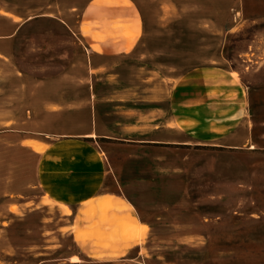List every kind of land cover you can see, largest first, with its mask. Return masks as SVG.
I'll return each instance as SVG.
<instances>
[{"label":"rangeland","instance_id":"1","mask_svg":"<svg viewBox=\"0 0 264 264\" xmlns=\"http://www.w3.org/2000/svg\"><path fill=\"white\" fill-rule=\"evenodd\" d=\"M52 13L83 50L59 76L22 75L0 43V264H25L13 254L6 230L14 222L7 216L25 218L24 212L34 206L30 222L41 225L36 229L41 246L31 252H38V261L51 255L65 257L42 264H145L152 255L158 264H167L166 254L174 252L175 258L169 260L177 264H264V197L260 196L256 211L238 213L244 205L236 200L230 217L200 222L198 234L184 228L181 238H171L167 232L176 229H161L160 237L153 238L157 243L139 244L140 257L134 261H110L108 245L90 242L95 235L87 229L89 242L79 251L88 258L77 256L69 234L71 219L67 222L61 210L46 200L31 203L48 187L46 179L58 175L63 159L56 154L58 164L53 155L40 162L43 148L27 142L53 143L56 138L89 134L97 79L117 67L140 64L166 78L167 89L172 90L171 120L179 130L166 138L190 146L243 144L253 118L264 113V0H55ZM9 29L8 20L0 17V34ZM186 145L178 151L186 153ZM114 153L124 154L120 149ZM246 157L248 164L253 162ZM258 167L264 182V164ZM59 187L61 194L64 189H81L69 180ZM107 205L97 204L100 209ZM64 211L70 214L68 208ZM109 218L100 214L104 223ZM146 231L143 225L125 221L112 232L140 243ZM76 240L83 241L81 233L76 232ZM62 247L64 253L58 257L55 251ZM26 251L30 252H20Z\"/></svg>","mask_w":264,"mask_h":264},{"label":"crops","instance_id":"2","mask_svg":"<svg viewBox=\"0 0 264 264\" xmlns=\"http://www.w3.org/2000/svg\"><path fill=\"white\" fill-rule=\"evenodd\" d=\"M54 3L55 0H0V17L10 26L8 32L0 34V43L6 47L7 58L24 76L57 77L83 52L73 33L52 13ZM165 80L148 65L112 69L97 79L91 95L93 131L56 138L53 143L27 141L43 148L40 162L53 155L58 164L56 154L63 159L58 175L46 179L48 187L35 199L36 203H31L46 200L61 210L67 222L71 219L73 231L69 234L79 257L88 258L79 251L80 245L89 242L85 237L87 229L95 235L90 242L108 245L113 256L110 261H134L140 257L139 244L146 240L148 244L157 243L161 229H176L166 231L167 236L173 235L171 238H181L184 228L198 234L200 222L230 217L236 200L244 205L238 213L252 212L257 209L258 197H264L258 167L264 164V113L253 118L248 139L241 145L190 146L171 140L165 135L177 133L179 126L171 120L173 96ZM184 144L187 152L181 153L178 148ZM115 149L124 154L117 157ZM72 154L78 159L73 160ZM246 156L253 162L248 164ZM65 180L81 189H64L61 194L59 186ZM99 202L108 205L100 209ZM65 207L70 214L65 213ZM36 208L24 212L25 218L8 214L7 218L14 222L6 230L14 246L13 254L16 259H25V264L65 260L63 247L55 251L61 259L51 255L50 259L38 261V252H31L41 246L36 238V229L41 225L30 222ZM101 213L110 217L106 223L101 221ZM125 221L147 228L140 243L122 240L119 234L114 236L112 231ZM76 232L82 234L83 241L76 240ZM150 232L154 236L147 238ZM21 250L30 252L23 255ZM172 255L175 258V252L166 254L167 264H177L169 260ZM143 262L158 264L154 255Z\"/></svg>","mask_w":264,"mask_h":264}]
</instances>
